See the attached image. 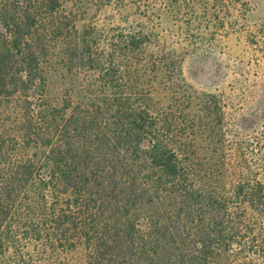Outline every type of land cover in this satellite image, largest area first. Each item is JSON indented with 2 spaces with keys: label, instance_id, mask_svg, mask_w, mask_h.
<instances>
[{
  "label": "trees",
  "instance_id": "obj_1",
  "mask_svg": "<svg viewBox=\"0 0 264 264\" xmlns=\"http://www.w3.org/2000/svg\"><path fill=\"white\" fill-rule=\"evenodd\" d=\"M69 2L0 0V264H264V179L221 153L222 100L167 35L99 43Z\"/></svg>",
  "mask_w": 264,
  "mask_h": 264
},
{
  "label": "rangeland",
  "instance_id": "obj_2",
  "mask_svg": "<svg viewBox=\"0 0 264 264\" xmlns=\"http://www.w3.org/2000/svg\"><path fill=\"white\" fill-rule=\"evenodd\" d=\"M68 7L99 43L130 27L167 35L161 44L181 61L187 90L224 104L219 154L264 179V0H70ZM198 154L208 156L205 143ZM66 259L87 264L81 251Z\"/></svg>",
  "mask_w": 264,
  "mask_h": 264
}]
</instances>
